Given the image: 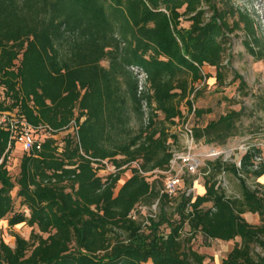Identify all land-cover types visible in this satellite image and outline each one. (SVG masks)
Here are the masks:
<instances>
[{
    "label": "trees",
    "instance_id": "1",
    "mask_svg": "<svg viewBox=\"0 0 264 264\" xmlns=\"http://www.w3.org/2000/svg\"><path fill=\"white\" fill-rule=\"evenodd\" d=\"M238 32L246 53L264 60L255 20L233 0H0V111L18 110L58 131L44 136L40 150L20 151L16 176L7 159L0 165V221L31 228L28 238L12 233L13 245L0 236V264H203L189 245L198 233L240 238L220 264H264V195L246 183L264 173V162L254 168L259 148L249 147L238 163L220 155L200 162L202 193L191 191L196 177L181 176L169 196L161 173L181 149L177 126L192 105L197 145L219 151L236 135L241 108L205 119L211 108L196 98L212 77L205 65L215 70V90L236 80L237 91L247 87L225 62ZM132 65L148 74L147 125ZM159 115L170 124L178 118L176 132L159 127ZM7 136L0 129V153ZM99 160L118 170L101 175ZM221 174L238 180V197L226 196ZM141 203H157L158 212L134 213ZM245 212L260 223L249 224ZM252 244L263 254L254 257Z\"/></svg>",
    "mask_w": 264,
    "mask_h": 264
},
{
    "label": "rangeland",
    "instance_id": "2",
    "mask_svg": "<svg viewBox=\"0 0 264 264\" xmlns=\"http://www.w3.org/2000/svg\"><path fill=\"white\" fill-rule=\"evenodd\" d=\"M235 5L243 10L248 11L255 23L259 19L260 14L264 15V0H233ZM257 25V24H256ZM238 36L232 35L231 48L225 55V62L230 63V68L236 71L243 80L246 82L247 87L242 91H237L238 80L232 84H225L223 87H219V90H212L210 92H204L202 95L205 97V105L217 106L216 116L225 112L227 109H242V115L237 122V133L233 137L229 138L224 146L217 147L219 154L217 156H209V151H204L200 148L201 145H197L194 152L199 161L213 160L219 155L222 159L230 162H239L242 152L247 150L251 146H255L260 149L264 162V60H253L248 55L241 43L242 33L238 32ZM232 72L228 74L225 80L228 83L232 79ZM218 99H222L217 103ZM228 99V101H227ZM18 111V110H10ZM208 119V117H206ZM60 138V136L58 137ZM199 147V148H198ZM203 147V146H202ZM214 147L212 145L204 146L203 148ZM213 149V148H211ZM210 149V150H211ZM205 150V149H204ZM207 152V153H206ZM19 148H16L12 154H10L7 164L10 166V174L14 177L18 171L19 163ZM200 164V165H201ZM198 166L195 173L187 175L183 172L182 178L193 179L196 177L194 184H192L191 191L196 193L195 185L202 184L203 177ZM128 174V172H127ZM125 173L121 175V180H124ZM192 182V183H193ZM220 186L223 189L227 197H235L240 195V186L238 180L231 174H221L219 176ZM246 183L252 189L259 187L264 195V173L256 179H247ZM194 185V186H193ZM187 186L186 180L181 184V188L184 189ZM15 194V189L12 191ZM15 210H23L24 207L20 205L19 199L14 198ZM168 215L173 214V205L169 204L165 207ZM158 212L157 203L151 205L139 204L134 213L147 217L153 216ZM175 217V216H173ZM242 217L251 225H258L260 223L259 216L256 213L245 212ZM162 232L167 233L168 228L164 225L161 227ZM187 227L184 229V235H187ZM31 228L24 224H19L14 227L7 225V220L0 221V236L2 240L10 245L14 244V237L12 233H18L21 236L28 238ZM241 242L239 237H236L230 241H222L218 239H206L200 233L196 234L191 239L189 245L200 255H204L203 264H220L225 259L227 253L232 249L235 244ZM251 254L254 257L263 254L262 248L258 244H252ZM144 264H151L150 262Z\"/></svg>",
    "mask_w": 264,
    "mask_h": 264
},
{
    "label": "built area",
    "instance_id": "3",
    "mask_svg": "<svg viewBox=\"0 0 264 264\" xmlns=\"http://www.w3.org/2000/svg\"><path fill=\"white\" fill-rule=\"evenodd\" d=\"M257 29L260 36L264 38V15L259 16L257 20ZM137 82V96L140 97L141 111L143 115V123L147 125L150 120V113L152 107L148 101V95H151L152 90L148 81V74L140 66H130ZM202 83L197 86L198 89ZM193 95V94H192ZM192 97V96H191ZM195 106L192 105L191 110L187 111L182 118V121L177 126V131H180L182 138L181 149H173L172 158L169 163V169L163 173L165 178L164 191L172 196L176 193L177 188L181 182L183 172L195 173L200 165L199 159L195 155V148L197 146L191 128V120L194 114ZM70 130L77 133V125L75 121L70 122ZM0 129L7 132L6 146L2 153H0V165L8 160L10 154L19 148L21 152H30L33 150H40L43 138L46 135H52L55 131L45 124L33 125L29 123L26 118L16 111L3 110L0 111ZM60 135H55L58 138ZM219 154L215 149H211L208 153L209 156H217ZM263 162L262 155L255 157L254 168L258 167L259 162ZM99 173L101 175L107 173H114L118 170L106 160H99ZM190 191V190H189Z\"/></svg>",
    "mask_w": 264,
    "mask_h": 264
},
{
    "label": "crops",
    "instance_id": "4",
    "mask_svg": "<svg viewBox=\"0 0 264 264\" xmlns=\"http://www.w3.org/2000/svg\"><path fill=\"white\" fill-rule=\"evenodd\" d=\"M104 64H106V63H104ZM202 71H203V73H208V74H210V75H212V77L210 78V80H208V86H207V89H206V92H210V91H212V90H214L215 91V86H214V78H213V75H214V73H215V70H214V68L213 67H211V66H203L202 67ZM216 92V91H215ZM203 94V93H202ZM202 94H199V95H197V98H196V103H197V105H198V107H200V108H206V107H210L211 108V112H209L208 114H205V119H207L206 117H208V119H213V118H216L217 116H216V113H217V106H216V104H213V105H209V106H206L205 105V97L202 95ZM220 101V99H218L217 100V103ZM179 108L181 109V111H185L186 110V106H185V104H184V102H181L180 103V105H179ZM158 121H159V127H163V129L167 132V133H174V132H176V128H175V126H174V123H176V122H178V118H174L173 119V121H174V123H168V122H166L165 120H164V117H163V115H159L158 116ZM168 141H171V139L169 138L168 139ZM204 147V146H203ZM202 146H200V148H202V150H203V152L202 153H204V151H210V149L212 148H210V147H208L207 149L206 148H203ZM199 148V147H198ZM205 149V150H204ZM206 152V153H207ZM195 189H197L198 190V193H202L203 192V187H202V185L201 184H196L195 185ZM196 190V191H197Z\"/></svg>",
    "mask_w": 264,
    "mask_h": 264
}]
</instances>
